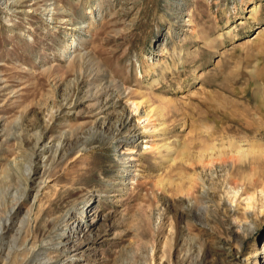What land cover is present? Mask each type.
Segmentation results:
<instances>
[{
    "label": "rangeland",
    "instance_id": "374dc122",
    "mask_svg": "<svg viewBox=\"0 0 264 264\" xmlns=\"http://www.w3.org/2000/svg\"><path fill=\"white\" fill-rule=\"evenodd\" d=\"M16 1H0V264L34 246L32 264H264L263 153L202 168L196 147L264 151V0Z\"/></svg>",
    "mask_w": 264,
    "mask_h": 264
},
{
    "label": "bare ground",
    "instance_id": "6f19581e",
    "mask_svg": "<svg viewBox=\"0 0 264 264\" xmlns=\"http://www.w3.org/2000/svg\"><path fill=\"white\" fill-rule=\"evenodd\" d=\"M0 1H3V0H0ZM15 3L19 4L20 1L15 0ZM248 12L252 15V17H255L259 14L260 8L256 5L252 10H250ZM82 69H84V68H82ZM82 69H80V73H83ZM76 70H77V66H75V65L70 68V72L74 73ZM142 103L141 102L137 103V102L133 101L132 105H135L137 107V109H140V107L142 106ZM147 116H148L149 122L153 125V123H152L153 121L151 120L150 115L148 114ZM128 121H129V117H127L121 125L123 127H126L128 125ZM150 123H149V125H151ZM154 126L151 128L152 129L154 128L153 130L155 131L156 128ZM225 145H227V144H222L219 146L216 143H212V144H202L200 146H196L197 148L200 147L198 163L201 165V167L202 168H208V167L214 166L216 164V162H218L219 159H222V158H223V160H222L223 163H227L226 158H228L233 163H235V161H238V158L241 157V155L247 156V155H251L250 154L251 152H262L263 154L253 158V164L256 165L253 170L255 171V170L259 169V164H258L259 160L264 159V151H261L263 149V145L255 143V142H249V141H243V143L229 142L227 147ZM60 146H61V144L58 145L57 151L59 150ZM247 147H249V148H247ZM154 149H155V147H152V150H154ZM127 150L128 151L125 154L126 156H133V155L138 153V151H136V149L132 148V147L128 148ZM185 154H187V153H185ZM258 154H260V153H258ZM194 159H195V157H194ZM126 160H129L131 162L134 159L132 158V159H126ZM244 168L248 169L250 167H249V165H246ZM18 203H19V201H17L16 205L11 209V211L9 212L8 215H10L13 211H15V208L17 207ZM11 220H12V218L10 216H6V218H4V220L0 219V250L2 249L1 246H2V242H3L4 232L7 231L8 223ZM21 232H22V230L19 231L16 238H19V235L21 234ZM26 252H27V258L28 259H27V262L25 264H32L33 262H35L37 260H44L45 259V257L42 254L38 253L35 246L32 247L30 250H27Z\"/></svg>",
    "mask_w": 264,
    "mask_h": 264
}]
</instances>
